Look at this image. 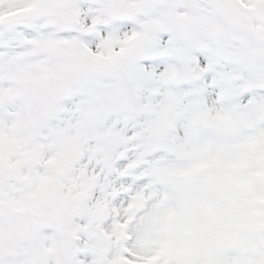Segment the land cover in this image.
<instances>
[{"label":"snow or ice","instance_id":"obj_1","mask_svg":"<svg viewBox=\"0 0 264 264\" xmlns=\"http://www.w3.org/2000/svg\"><path fill=\"white\" fill-rule=\"evenodd\" d=\"M0 264H264V0H0Z\"/></svg>","mask_w":264,"mask_h":264}]
</instances>
